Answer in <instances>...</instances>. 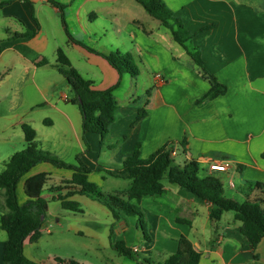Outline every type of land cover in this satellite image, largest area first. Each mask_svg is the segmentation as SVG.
I'll return each mask as SVG.
<instances>
[{"label":"crops","instance_id":"crops-1","mask_svg":"<svg viewBox=\"0 0 264 264\" xmlns=\"http://www.w3.org/2000/svg\"><path fill=\"white\" fill-rule=\"evenodd\" d=\"M55 1L65 5V23L61 11L48 0H0V4L10 2L0 9L5 14L3 18L18 22L16 25L10 22L9 26H14V29L0 27V65L4 66L0 87L18 70L10 91L2 95L4 102L10 104L11 116L8 119L14 128L19 126L22 129L24 124L31 126L37 134L35 145L66 163L72 159L76 164L77 155L82 153V161L94 170L89 180L99 187L110 177L99 171L105 165L99 162L103 150L108 149L111 153L112 165H105L110 169L120 167L138 145L140 158L146 160L160 148L174 142L175 155L182 158L179 163L185 159L196 160L202 177L216 173L211 170L213 165L228 166L219 174L229 180L227 188L223 183L226 197L243 203L260 196L253 187L257 183L264 184V0H164L183 26L196 34L187 46L200 51L205 67L228 89L225 95L200 106L194 102L207 94L211 85L199 75L182 46L178 44L182 54H176L170 43L155 35L161 23L157 24L135 0ZM38 5L51 7V12L47 14L45 8L37 10ZM73 31L77 34L83 32L89 38L114 37L113 44V39L107 41L111 48L109 52L116 46H122L124 51L118 48V53L137 54L143 59V68L148 71L151 87L147 91L144 86L145 97L144 94L137 96L131 90L122 106L114 93L117 117L103 141L97 134L83 133V115L78 106L69 102L73 98L68 94L72 89L59 72L57 52L62 49L79 73L81 71L75 68L72 54L81 62L86 61L90 70L80 74L91 80L96 90L108 89L123 81L124 76L121 79L118 71L103 57L71 42L67 32L83 43L76 39ZM32 32L36 33L27 37ZM61 34L66 37L64 47L56 40ZM50 39L55 46L48 58L45 54L49 50ZM8 51L12 56L6 61L4 55ZM45 59L48 63L43 65ZM81 65L85 66L84 63ZM92 67H97L100 73ZM42 69H51L57 75L42 81L41 77L37 78L38 71ZM133 83L132 79L130 84ZM27 86L42 99L30 103V96L24 93ZM44 104L50 110L42 117L23 119L24 114ZM142 109L147 111V116L137 121ZM43 127L49 129L44 130ZM39 130L43 135L42 142ZM23 139V149H26L24 132ZM2 141H5V146H11L10 137ZM180 143L185 147L180 148ZM10 148L13 151L8 161L17 152L14 147ZM7 162L0 173L5 170ZM41 173L50 176L42 194L48 201L49 212L50 201L61 205L55 198L65 196L69 191L53 190L66 188L65 182L72 179L74 172L50 164L37 165L18 185L21 204L27 201L24 193L26 179ZM164 185L165 193L145 196L140 201L151 225V242L140 247L126 244L127 247L138 250V254H151L153 248L162 244L171 255L178 249V239L185 236L202 253L200 264H264V239L254 250L251 249L240 232L241 222L229 216L230 212L225 213L220 221H212L211 205L169 182H164ZM84 199L98 202L88 195L75 194L68 198L79 206L82 202L88 203ZM7 212L4 191L0 188V217ZM77 232L81 234V231ZM41 238L36 242L27 239L24 247L26 257L37 263L46 262L44 260L48 258L41 250ZM6 241L7 237H1L0 264H4ZM131 261L143 264L141 259Z\"/></svg>","mask_w":264,"mask_h":264},{"label":"trees","instance_id":"trees-1","mask_svg":"<svg viewBox=\"0 0 264 264\" xmlns=\"http://www.w3.org/2000/svg\"><path fill=\"white\" fill-rule=\"evenodd\" d=\"M48 1L61 11L62 21L65 23V5L55 0ZM135 1L153 19L170 30L174 41L186 50L199 75L211 85L210 91L196 100L195 105L200 106L225 95L227 87L220 84L216 77L208 71L200 51L187 46V43L191 42L196 34L191 33L183 26L181 20L174 15L165 1ZM9 4L10 2L0 4V9ZM35 33L32 32L27 37H32ZM67 35L71 42L106 59L118 71L121 79L126 73H130L134 77L139 76V69L131 54L117 53L106 56L76 41L68 32ZM47 63L46 59L42 61L43 65ZM57 63L59 72L65 77L74 93L69 102L78 106L83 115V133L97 134L103 141L108 135L110 127L116 121L118 105L114 93L119 88L121 80L108 89L96 90L91 80L86 79L72 67L62 49L57 52ZM145 116H147V111L140 110L137 121L142 120ZM22 130L27 148L15 153L6 163L5 170L0 173V188L4 191L8 209V212L0 217V229L7 233L3 255L4 264H44L28 259L24 247L27 239L30 238L31 241L36 242L42 236L41 230L48 212V201L42 197V194L49 180V174L41 173L26 179L24 193L27 201L24 204L19 202L17 193L18 185L23 178L39 164H50L56 168L74 172L72 179L65 182L66 188L58 187L53 190L57 192L63 189L69 190L65 196L55 198L56 201L61 202L64 210L81 213L79 204L69 201L68 198L75 194L88 195L95 198L111 212L116 224L124 221L126 217H136L138 219L137 228L140 229L147 242H151V237L146 230L145 213L140 207V201L145 196L165 193V180L211 205L213 207L210 213L212 221H220L227 212L234 213L235 220L241 222L240 232L251 249L254 250L264 239V184L254 185L253 189L260 193V196L254 200L239 203L230 199L224 193L222 180L224 177L219 175L223 171L217 170L214 171L215 174L202 177L200 165L196 160L185 159L184 162L177 163L174 155L176 145L174 142L160 148L146 160L140 158V145H138L133 155L124 159L120 167L110 169L105 165L100 167L99 171L106 172L108 176L130 180L129 189L121 193L120 197L101 191L96 183L89 180V175L94 170L82 161V153L77 155L76 164H68L35 145L37 134L31 126L24 124ZM179 147L184 148L185 144L180 143ZM88 151L89 148L86 149V152ZM111 247L125 258L134 261L141 259L139 254L127 247L125 242L111 243ZM201 257L202 253L194 248L192 242L187 237L181 236L178 239L177 251L169 255L163 264H200ZM57 261L59 264L63 262L59 259ZM142 263L154 264L151 258L143 260ZM71 264L76 263L71 262Z\"/></svg>","mask_w":264,"mask_h":264},{"label":"rangeland","instance_id":"rangeland-1","mask_svg":"<svg viewBox=\"0 0 264 264\" xmlns=\"http://www.w3.org/2000/svg\"><path fill=\"white\" fill-rule=\"evenodd\" d=\"M41 8H45V12L47 14L48 12H51V7L49 6H36L37 10ZM140 8L142 9V7ZM4 15L5 14L0 11V27L3 26L6 28L9 27L10 29H14V26H9L10 22H12L13 25L18 24V22H16V20L14 19L10 20L8 18H3ZM155 22H157V24H160L159 21L155 20ZM73 33L77 40L82 41L85 45L94 48L95 50L106 56H109L111 54H117V50L119 49L121 51H124V48L122 46H116V48L112 50V52H109L111 51V48L107 41L109 39H113L111 43L113 44L115 42L114 37L107 36V38L102 39H100L99 37L89 38L88 36H85L83 32L77 34V32L73 31ZM155 35L161 37L167 43H170L176 54H182V48L174 41L170 30L161 25L160 29L155 31ZM56 40L57 43H60V45H62L61 47H64L63 43H65L66 41V37L64 35L61 34V37L60 35H58ZM54 46L55 42L50 39L49 50L45 54L46 57H51V53L53 51ZM119 53L122 54L121 52ZM132 55L139 69V76L134 77L130 73H126L124 75L123 81L121 80L119 88L115 91V97L122 106H124L126 103V94L129 91L133 90L134 93L137 94V96L144 94L145 97L146 93L144 92V86H146L147 91L150 90L151 87L148 84V71L146 72L143 68V59H140L137 54ZM11 56V51L6 52L4 55V60L8 61ZM71 57L75 68L80 70L81 74L86 73V69H89L90 67L88 63L83 60L81 62V60H79L75 54H72ZM82 63H84L85 66H82ZM96 68L97 67H92V69L94 70H97ZM17 72L18 70L14 71L12 78L9 79V81L2 87H0V170L3 168L4 163L8 161V158L11 155L10 153H12L13 151L10 147H14V151L17 152L24 150V139L22 129L19 126L14 128L11 125V119H8V117L11 116V114L9 113L10 104L4 102L2 98V95L9 92L11 89V85L16 81ZM96 72L100 73L98 70ZM3 73L4 66L0 65V75H3ZM53 74L57 75L56 71H52L51 69H42V71H38L37 78L41 77L42 81H45L50 79ZM131 78L134 81L133 84H130L132 80ZM24 93H26L28 97L30 96L28 100L30 101V103H36L42 99L40 96L35 95L36 92L31 87L27 86L24 90ZM68 94L70 96H74L72 90ZM25 105L27 106L28 104ZM49 110L50 107L44 104L43 107H39L33 112L24 114L23 119L29 118L32 120H36L38 117H42L43 114ZM48 129L49 128L46 127L44 128V130ZM7 137L11 138V146H5V141H2V139H5ZM39 138L42 142L43 135L41 130H39ZM107 145L108 142L105 140V146ZM110 154L111 153L108 149L103 150V154L101 155L99 162L105 163V165H109L111 163ZM175 160L177 163H179L182 158L179 155L176 157ZM69 161L70 162L68 163H75V160L71 159ZM222 180L225 184V188H227L229 180H226L225 178H223ZM164 182L165 184H168L167 180H165ZM130 184L131 182L128 179L110 176L100 188L101 191L105 193L121 197V193L126 192L129 189ZM84 200L88 203H81L80 211H82L83 213L65 211L59 203L50 201L49 212L44 222L45 226L44 228H42L41 236V250L48 257V260H44L46 262L43 263L59 264L57 261V259H59L64 262L63 264H71V262H75L76 264H136L133 263V261H131L130 259L118 254L111 247V243L125 242L127 245L129 244L132 247H140L142 244L147 243V241L143 238L142 232L140 231V229L137 228L138 219L136 217H127L126 220L122 221L124 222L122 226L121 222L119 224L115 223V226H113L112 216L110 215V213H108L105 207H102V205H100V203L96 201L92 203V201H90L91 199ZM237 202H240V200H237ZM229 216H234V213L230 212ZM145 221L147 225V233L151 236V225L146 213ZM113 229L114 231L112 232ZM77 231H81V234H79ZM93 232L96 233V235H94ZM1 237H7V233L2 231L0 239ZM164 247L165 246H162V244H159L157 248H153L151 254L139 253V256L141 260L151 258L154 264H163L165 259L169 256L168 252L166 251V248ZM137 251L138 250H135V252ZM44 254L43 256H45Z\"/></svg>","mask_w":264,"mask_h":264},{"label":"built area","instance_id":"built-area-1","mask_svg":"<svg viewBox=\"0 0 264 264\" xmlns=\"http://www.w3.org/2000/svg\"><path fill=\"white\" fill-rule=\"evenodd\" d=\"M228 166L226 165V166H217V165H213V166H211V170L212 171H217V170H220V171H226V168H227Z\"/></svg>","mask_w":264,"mask_h":264},{"label":"water","instance_id":"water-1","mask_svg":"<svg viewBox=\"0 0 264 264\" xmlns=\"http://www.w3.org/2000/svg\"><path fill=\"white\" fill-rule=\"evenodd\" d=\"M43 219V218H42ZM124 224V222H121V226Z\"/></svg>","mask_w":264,"mask_h":264}]
</instances>
